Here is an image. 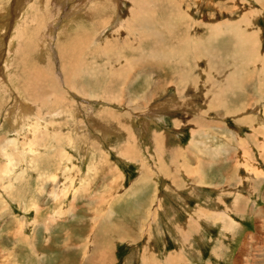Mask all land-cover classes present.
<instances>
[{
    "label": "rangeland",
    "instance_id": "obj_1",
    "mask_svg": "<svg viewBox=\"0 0 264 264\" xmlns=\"http://www.w3.org/2000/svg\"><path fill=\"white\" fill-rule=\"evenodd\" d=\"M82 1L0 0V237L6 233L0 264H14L16 256L28 264L26 244L35 248L42 217L77 200L79 187L92 190L93 200L77 201L71 218L77 224L57 228L53 246L42 243L39 251L53 252L46 264H175L174 257L177 264H264V0H243L244 8L240 0L230 8L232 0H130L133 14L130 1L99 0L105 4L84 7L81 15L73 8ZM116 2L121 9L112 7ZM189 11L197 21L232 20L242 30L226 37L221 31L207 43L213 34L204 25L186 28L193 26ZM155 31L159 44L148 34ZM25 99L39 100L50 114L58 108L85 114L48 126L36 113L26 126L16 120L15 132L7 118ZM90 108L98 131L80 134ZM99 130L111 138L100 139ZM59 173L68 175L66 196ZM136 185L138 197L124 200ZM65 234L69 241L60 242Z\"/></svg>",
    "mask_w": 264,
    "mask_h": 264
},
{
    "label": "bare ground",
    "instance_id": "obj_2",
    "mask_svg": "<svg viewBox=\"0 0 264 264\" xmlns=\"http://www.w3.org/2000/svg\"><path fill=\"white\" fill-rule=\"evenodd\" d=\"M33 1V0H32ZM49 1V0H48ZM60 1V0H59ZM65 1V0H64ZM98 1V2H97ZM104 1H108V3L109 2H112V0H104ZM114 1V0H113ZM123 1H125V0H123ZM127 2L128 1H130V0H126ZM134 1V0H133ZM174 1V0H173ZM71 2V1H70ZM77 2H78V0H77ZM96 2V3H95ZM117 2H118V0H117ZM116 2V3H117ZM122 2V1H121ZM137 2H139V1H137ZM191 2V1H190ZM233 2V3H232ZM238 1L237 0H232V1H230V2H228V4H229V8H230V5L232 4V5H234L235 7H236V3H237ZM257 2H258V0H257ZM59 3V2H58ZM76 3V2H75ZM130 3H131V7H130V13L131 14H133L134 13V9H135V2L133 3V2H131L130 1ZM159 3H162V2H159ZM210 3V2H209ZM223 3V2H222ZM239 3V2H238ZM240 3H242V8H244L245 7V4H244V1L243 0H240ZM239 3V4H240ZM93 4H95V6H99V8L101 7V6H103L105 3H103L102 1L99 3V0H85V1H82V4L81 5H79V7H76V8H73V10L74 9H79V11L81 12L80 14L81 15H83V13H82V10H83V8L84 7H87L88 9H87V11H90V9H91V7H90V5H93ZM122 4V3H121ZM163 4V3H162ZM262 4V3H261ZM45 5H46V3H45ZM108 5H110V4H108ZM142 5V4H141ZM140 5V6H141ZM175 5H177V4H175ZM225 5V4H224ZM51 6V5H50ZM139 6V7H140ZM142 6H144V5H142ZM260 6H262V5H260ZM107 7V6H106ZM112 7L113 8H116L117 10L118 9H121L120 7H122V5H120V4H113L112 5ZM158 7V6H157ZM221 7H222V9H224V7L222 6V4H221ZM67 8H68V6H67ZM66 8V9H67ZM179 8V7H178ZM228 8V7H227ZM15 9V8H14ZM51 9V8H50ZM85 9V8H84ZM97 9V8H96ZM107 9V8H106ZM157 9V8H156ZM174 9V8H173ZM176 9V8H175ZM69 10H71V9H69ZM98 10V9H97ZM103 10V9H102ZM128 10H129V8H128ZM151 10V9H150ZM153 10V9H152ZM158 10V9H157ZM180 10V9H179ZM233 10V9H232ZM16 11H19V10H16ZM68 11V10H67ZM93 11V10H92ZM107 11V10H106ZM120 11V10H119ZM235 11V10H234ZM254 11V10H253ZM57 12V11H56ZM75 12V11H74ZM74 12H73V15H74ZM155 12V11H154ZM225 12H228V10H226ZM72 13V12H71ZM96 13V12H95ZM156 13V12H155ZM174 13V12H173ZM177 13V12H176ZM186 13V12H185ZM198 13V12H197ZM233 13V12H232ZM79 14V15H80ZM85 14V13H84ZM89 14H91V13H89ZM129 14V13H128ZM181 14V13H180ZM179 14V15H180ZM184 14V13H183ZM188 18L190 19V25H193V26H191V27H188V26H186L185 24V26H186V28H189L190 29V31L191 30H193V29H196L199 25H204L207 29H208V31L211 33V35H212V37H210V41L209 42H207V43H211V42H213V41H215V40H217V37H219L220 36V34L218 35V33L219 32H221V31H223V32H221L222 34H221V36H228L229 35V33H228V31H230V32H232V33H235V32H237V31H240V30H242L240 27H239V25L240 24H238V23H235L234 21H230L229 19V21L230 22H223V23H213V22H207V21H205V20H201V21H197V20H195V17H194V15L192 14V12L191 11H189L188 13ZM72 15V14H71ZM99 15V14H98ZM130 15V14H129ZM176 15V14H175ZM182 15V14H181ZM185 15V14H184ZM86 16V15H85ZM137 17H138V15H136ZM165 16V15H164ZM174 16V15H173ZM87 17V16H86ZM149 17V16H148ZM186 17V18H187ZM246 17V16H245ZM121 18V17H120ZM130 18V17H129ZM143 18V17H142ZM247 18V17H246ZM65 19V18H64ZM67 19V18H66ZM128 19V18H127ZM141 19V18H140ZM154 19V18H153ZM197 19V18H196ZM202 19H203V17H202ZM243 19V18H242ZM56 20V19H55ZM119 20V19H118ZM168 20V19H167ZM241 20V19H240ZM183 21V20H182ZM126 22V21H125ZM124 22V23H125ZM150 22V21H149ZM237 22H239V21H237ZM243 22V21H242ZM65 23V22H64ZM189 23V22H188ZM70 24V23H69ZM69 24L68 25H66V24H64L65 25V28L66 29H69ZM130 25H131V23H129ZM252 24V23H251ZM63 25V24H62ZM116 25V24H115ZM181 25V24H180ZM183 25V24H182ZM181 25V26H182ZM189 25V26H190ZM129 26V25H128ZM240 26H242V25H240ZM55 27V26H54ZM90 27V26H89ZM179 27V26H178ZM204 27V28H205ZM65 28H61V29H65ZM97 28V27H96ZM157 28V27H156ZM155 28V29H156ZM182 28V27H181ZM248 28V27H247ZM1 29V28H0ZM44 29H46L45 27H44ZM71 29V28H70ZM107 29V28H106ZM162 29V28H161ZM166 29V28H165ZM179 29V28H178ZM225 29H229V30H225ZM254 29V28H253ZM92 30V29H91ZM225 30V31H224ZM247 30V29H246ZM258 30H260L259 28H258ZM60 31V30H59ZM68 31V30H67ZM143 31V30H142ZM227 31V32H226ZM1 32V31H0ZM52 32H54V31H52ZM51 32V33H52ZM132 32V31H131ZM138 32V31H137ZM50 33V32H49ZM62 33V32H61ZM61 33H60V35H59V37H62L63 35H61ZM69 33V32H68ZM93 33V32H92ZM215 33H217V35H215ZM148 34H151V38L150 39H154L155 41H156V44L158 43L157 41H159L157 38H155V37H157L158 36V34H157V32L155 31V32H152V33H148ZM194 34V33H193ZM254 34V33H253ZM259 34V33H258ZM257 34V35H258ZM51 35V34H50ZM65 35V34H64ZM105 35V34H104ZM143 35V34H142ZM206 35V34H205ZM233 35V34H232ZM41 36V35H40ZM44 36H46V35H44ZM43 36V37H44ZM48 36V35H47ZM177 36H178V34H177ZM183 36V35H182ZM194 36H196V35H194ZM230 36V35H229ZM246 36V35H245ZM42 37V38H43ZM51 37V36H50ZM50 37H49V39H50ZM55 37V36H54ZM133 38H134V36H132ZM137 37V36H136ZM197 37V36H196ZM208 37V38H209ZM39 38V37H38ZM100 38H101V36H99L96 40L97 41H100ZM117 38V37H116ZM126 38V37H125ZM202 38V37H201ZM246 38V37H245ZM40 39V38H39ZM45 39H48V38H45ZM75 40L76 38H71L70 40ZM119 39H120V37H119ZM127 39V38H126ZM143 39V38H142ZM200 39V38H199ZM69 40V41H70ZM121 40V39H120ZM175 40V39H174ZM193 40V39H192ZM202 40V39H201ZM208 40V39H207ZM256 40H258V39H256ZM39 41H41V40H39ZM47 41V40H46ZM110 41V40H109ZM181 41V40H180ZM71 42V41H70ZM129 42H131V40L129 41ZM133 42V41H132ZM151 42V41H150ZM52 43V42H51ZM201 43V42H200ZM206 43V42H205ZM215 43V42H214ZM68 44V43H67ZM153 44V43H152ZM159 44V43H158ZM191 44V43H190ZM46 45H48V44H46ZM95 45V44H94ZM104 45H106V43H104ZM161 45V44H160ZM183 45H186V43L184 44L183 43ZM191 45H193V44H191ZM100 46V45H99ZM171 46V45H170ZM176 46H178V45H176ZM198 47H199V45H197ZM247 46V45H246ZM31 47V46H30ZM103 47V46H102ZM135 47V46H134ZM165 47V46H164ZM174 47H175V45H174ZM187 47V46H186ZM201 47H203V45L201 46ZM39 48H42V50H43V47L41 46H39ZM178 48V47H177ZM181 48H182V45H181ZM185 48V47H184ZM188 48V47H187ZM191 48V47H190ZM205 48H207V47H205ZM13 49V48H12ZM11 49V50H12ZM100 49V48H99ZM156 49V48H155ZM38 50V49H37ZM101 50V49H100ZM171 50V49H170ZM173 50V49H172ZM175 50V49H174ZM189 50V49H188ZM208 50V49H207ZM41 51V50H40ZM39 51V52H40ZM47 51V50H46ZM152 51V50H151ZM183 51H184V49H183ZM187 51V50H186ZM186 51H184V52H186ZM190 51H191V49H190ZM247 51V50H246ZM180 52V51H179ZM179 52H177V53H179ZM183 52V53H184ZM192 52H194V51H192ZM173 53V52H172ZM175 53V52H174ZM176 54V53H175ZM59 55V54H58ZM62 55V54H61ZM174 55V54H173ZM172 55V56H173ZM178 55V54H177ZM209 55V54H208ZM43 56V55H42ZM252 57V56H251ZM255 57V56H254ZM136 58V57H135ZM174 58V57H173ZM176 58V57H175ZM249 58V57H248ZM45 59V58H44ZM179 59V58H178ZM204 59V58H203ZM209 59V58H208ZM211 59V58H210ZM261 59V58H260ZM58 60V59H57ZM64 60V59H63ZM12 61V60H11ZM169 61H170V59H169ZM68 62V61H67ZM174 62V61H173ZM253 62V61H252ZM50 63V62H49ZM76 63V62H75ZM233 63V62H232ZM5 65H4V72H6L7 74H9V72H10V70H7V69H9L10 68V56L8 57V59H7V61L4 63ZM197 64V63H196ZM58 65H59V63H58ZM62 65V64H61ZM173 65V64H172ZM73 66V65H72ZM76 66V65H75ZM226 66V65H225ZM44 67V66H43ZM90 67V66H89ZM227 67V66H226ZM236 67V66H235ZM74 68V67H73ZM81 69H82V67H81ZM87 69V68H86ZM227 69V68H226ZM75 70V69H74ZM92 70V69H91ZM96 70V69H95ZM260 70V69H259ZM47 71V70H46ZM227 71H229V70H227ZM245 72V71H244ZM93 73V72H92ZM94 73H95V71H94ZM3 74V73H2ZM11 74V73H10ZM56 76V75H55ZM59 76H60V74H59ZM77 76H78V74H77ZM90 76V75H89ZM154 76V75H153ZM233 76H234V74H233ZM10 77V76H9ZM8 77V78H9ZM152 77V76H151ZM235 78H236V75L234 76ZM240 77V76H239ZM3 78V77H2ZM45 79H46V77H44ZM234 78V79H235ZM10 79V78H9ZM59 79V78H58ZM180 79V78H179ZM264 79V78H263ZM60 80V79H59ZM95 81V80H94ZM97 81H98V78H97ZM239 81V80H238ZM61 82V81H60ZM96 82V81H95ZM173 82V81H172ZM180 82V81H179ZM235 82H237V80H235ZM2 83V82H1ZM63 83V82H62ZM61 83V85H63ZM97 83V82H96ZM160 83V82H159ZM174 83V82H173ZM97 84H99V83H97ZM1 85V84H0ZM2 85H3V83H2ZM73 85V84H72ZM103 85V84H102ZM131 85V84H130ZM149 85V84H148ZM182 85V84H181ZM105 86H107V85H105ZM239 86H241V85H238L237 86V84H234V82H233V84H231L230 85V87H239ZM30 87H32V86H30ZM148 87V86H147ZM170 87V86H169ZM177 87V86H176ZM154 88V87H153ZM180 88V87H179ZM0 89H3L2 88V86H1V88ZM145 89H147V88H145ZM167 91V90H166ZM185 91V90H184ZM183 91V92H184ZM148 92V91H147ZM169 92H171V91H169ZM186 92V91H185ZM53 93V92H52ZM84 93V92H83ZM67 94V93H66ZM77 94V93H76ZM86 94V93H85ZM20 95V94H19ZM142 95V94H141ZM151 95H153V94H151ZM156 95V94H155ZM184 95V94H183ZM67 96V95H66ZM139 96V95H138ZM147 96H149V95H146V97ZM46 97V96H45ZM141 98V97H140ZM144 98V97H143ZM41 99V98H40ZM112 99V98H111ZM131 99H133V98H131ZM148 99V98H147ZM36 100V99H35ZM134 100H136V99H134ZM164 100V99H163ZM39 101V100H38ZM38 101H34L33 100V102L34 103H30V102H28V100H26L25 99V101L23 102V104H22V106H20V109H17L18 108V105H16V111H14V112H12L9 116H8V120H10L11 121V123H13V124H11L12 125V129H14V131L15 130H17L18 129V127L19 128H21V126L20 125H17V124H15L14 122L16 121L17 123H19V124H21V125H27V123H30V121H29V117H35L37 114L38 115H40V118H39V120H37V121H39L40 123H42L41 125H46L48 122V120H51L52 122H54L55 124H57L58 122L56 121V120H61L62 118H67L68 120H71V119H76V118H78V116L79 115H81V114H85V113H83L81 110L80 111H76V113L74 114L73 112H72V110L71 109H69L68 107H70V105H68V109L66 110V111H64V110H62L61 108H58L55 112H53V114H50L49 112H45L43 109H40V107H38ZM66 101V100H65ZM102 101V100H101ZM132 101V100H131ZM169 101V100H168ZM20 102H22L21 100H20ZM43 102H44V98H43ZM66 102H68V101H66ZM97 102V101H96ZM138 102V101H137ZM147 102V101H146ZM19 103V102H18ZM93 103V102H92ZM108 103V102H107ZM111 103H112V101H111ZM131 103V102H130ZM148 103V105H149V102H147ZM157 103V102H156ZM90 104V103H89ZM115 104V103H114ZM185 104V103H184ZM183 105V104H182ZM41 106V105H40ZM93 106V105H92ZM127 106H128V104H127ZM140 106V105H139ZM139 106L137 107V108H139ZM141 106H143V105H141ZM83 107H84V105H83ZM144 107V106H143ZM158 107V106H157ZM156 107V108H157ZM160 108V107H159ZM162 108V107H161ZM164 108V107H163ZM169 108V107H168ZM107 109V108H106ZM129 109V108H128ZM166 109V108H165ZM14 110V109H13ZM94 108H90V109H88V111L86 112V118H87V122L89 123V125L87 126V125H85V124H82V123H80L78 126H77V131L81 134V132L82 131H87L88 132V134H90L91 133V131H92V126H93V129H94V131H98L97 130V126H95L94 124H91L90 123V121L91 120H94L95 119V113H94ZM135 110V109H134ZM158 110H160V109H158ZM167 111V110H166ZM110 112H112V111H110ZM161 112V111H160ZM37 113V114H36ZM150 113V112H149ZM148 114V113H147ZM154 114V113H153ZM99 115V114H98ZM102 115V114H101ZM146 115V114H145ZM156 115V114H155ZM38 117V116H37ZM134 117V116H133ZM83 118H85V117H83ZM98 118V117H97ZM105 118V117H104ZM110 118V117H109ZM116 118V117H115ZM242 118V117H241ZM33 119V118H32ZM100 119V118H99ZM103 119V118H102ZM113 119V118H112ZM117 119V118H116ZM195 119V118H194ZM119 120V119H118ZM96 121V120H95ZM160 121V120H159ZM57 122V123H56ZM65 122H68V121H65ZM75 122V121H74ZM83 122V121H82ZM114 122V121H113ZM116 122V121H115ZM177 122V121H176ZM184 122V121H183ZM53 123V124H54ZM63 123V122H62ZM76 123V122H75ZM77 123H79V122H77ZM101 123V122H100ZM180 123H182V122H180ZM189 123V122H188ZM10 124V123H9ZM99 124V123H98ZM152 124V123H151ZM48 126H49V124H47ZM116 125V124H115ZM29 126V125H28ZM38 126V125H37ZM104 126V125H103ZM176 126V125H175ZM24 127V126H23ZM22 127V128H23ZM35 126H33L32 128H34ZM39 127V126H38ZM51 127V126H50ZM25 128H27V127H25ZM123 128V127H122ZM175 128H177V127H175ZM39 129V128H38ZM178 129V128H177ZM36 129H32L31 130V132H30V134H32V132L34 131L35 133L34 134H32L33 136H31L30 138L31 139H34L33 137H35L34 135H36V132L37 131H35ZM28 131V130H27ZM102 131L103 130H99V132L100 133H102ZM16 132V131H15ZM104 133H105V131H103ZM131 132V131H130ZM195 132V131H194ZM193 132V133H194ZM48 133V132H47ZM77 133V132H76ZM83 133V132H82ZM103 133V136L101 137V136H99L100 137V139L102 138L103 140H106V141H108L110 138H111V136H112V133L111 132H106L105 134ZM156 133V132H155ZM45 134V133H44ZM177 134V133H176ZM196 134V133H195ZM27 135V134H26ZM61 135V134H60ZM127 135H129L128 133H127ZM37 136V135H36ZM130 138V137H129ZM157 138V137H156ZM26 139H28V138H26ZM99 139V140H100ZM143 139V138H142ZM157 139H159V138H157ZM165 139V138H164ZM176 139V138H175ZM14 140V139H13ZM18 140V139H17ZM22 140V139H21ZM14 141H16V139L14 140ZM19 141V140H18ZM17 141V142H18ZM79 141V140H78ZM159 141H161L160 139H159ZM164 140H162L161 142H163ZM6 142V141H5ZM8 142V141H7ZM23 141H21V143H22ZM28 142V141H27ZM39 142V141H38ZM73 142V141H72ZM199 142V141H198ZM82 143V142H81ZM101 143V142H100ZM20 144V143H19ZM75 144H76V142H74L73 143V145L75 146ZM91 144V143H90ZM102 144V143H101ZM4 145V144H3ZM12 145H15V144H12ZM25 145V144H24ZM49 145V144H48ZM71 145H72V143H71ZM77 145V144H76ZM82 145V144H81ZM84 145V144H83ZM88 145V144H87ZM106 145H107V143H106ZM5 146H6V144H5ZM4 146V147H5ZM17 146V145H16ZM21 146V145H20ZM95 146H96V144H95ZM98 146V145H97ZM124 146V145H123ZM126 146V145H125ZM124 146V147H125ZM139 146V145H138ZM248 146V145H247ZM4 147L2 148V153L4 154V155H6V156H9V154H8V152H7V150H5L4 149ZM24 147H26V146H24ZM23 147V148H24ZM76 147V146H75ZM81 147V146H80ZM90 146L88 145V147L87 148H89ZM127 147V146H126ZM246 147V146H245ZM18 148H20L19 146H18ZM31 148V147H30ZM106 148V147H105ZM27 150H29L28 148H26ZM91 149H92V146H91ZM224 149H226L225 147H224ZM100 150H102V149H100ZM158 150V149H157ZM185 150V149H184ZM1 151V150H0ZM30 151H31V149H30ZM72 151V150H71ZM92 151V150H91ZM128 152H129V150H127ZM220 152L221 151H224L223 149H220L219 150ZM218 150H216V151H214V155H219L220 154V152H219ZM7 152V153H6ZM63 152V151H62ZM93 152H95V151H93ZM97 152H99V151H97ZM6 153V154H5ZM69 153V152H68ZM81 153V152H80ZM84 153V152H83ZM90 153V152H89ZM100 153V152H99ZM122 154H125V152L123 153V152H121ZM142 153V152H141ZM79 154V153H78ZM91 154V153H90ZM140 153H138V155H139ZM157 154V153H156ZM166 154V153H165ZM81 155H83V154H81ZM88 155V152H86L85 151V156H87ZM129 155V154H128ZM133 155V154H132ZM186 155V154H185ZM64 156V155H63ZM91 156V155H90ZM94 156V155H93ZM96 157H97V155H95ZM100 156V155H99ZM159 156H161V155H159ZM69 157H70V155H69ZM66 159H67V157H65ZM93 158V157H92ZM125 158V157H124ZM81 159V158H80ZM80 159H79V161H80ZM83 160H84V158H82ZM72 160V159H71ZM95 160V159H94ZM67 161V160H66ZM69 161V160H68ZM82 161V160H81ZM80 161V162H81ZM92 161V160H91ZM12 162V161H11ZM62 162V161H61ZM60 162V163H61ZM93 162V161H92ZM91 162V163H92ZM107 162V161H106ZM122 162V161H121ZM246 162V161H245ZM69 163H71V162H69ZM78 163V162H77ZM65 165V164H64ZM93 165V164H92ZM83 166V165H82ZM61 167V166H60ZM76 167H78V166H76ZM90 167H92V166H90ZM153 167V166H152ZM79 169H80V167H79ZM91 169H94V168H91ZM13 170V169H12ZM68 170V169H67ZM76 170V169H75ZM82 170V169H81ZM87 170H89V169H87ZM251 170H252V168H251ZM14 171V170H13ZM63 171H65V169L63 170ZM81 172V171H80ZM8 173V172H7ZM25 171L23 170L22 171V173L21 174H19V176L21 177V176H24L25 177ZM69 173V172H68ZM65 174V173H64ZM58 175V174H57ZM59 175H60V177H62V179L60 180V185H62V186H59L60 187V189L59 190H63L62 191V195H64V196H66L65 195V192L67 191V188H69V186H68V181H69V179H68V181L66 182L65 180H63V178H67V176L68 175H66V176H64V175H62L61 173H59ZM76 175V174H75ZM74 175V176H75ZM108 175V174H107ZM158 175V174H157ZM14 176V175H13ZM54 176L55 175H51L50 176V178H52V179H54V180H57V177H55L54 178ZM180 176V175H179ZM71 178H73V177H71ZM124 178V177H123ZM178 178V177H177ZM242 178V177H241ZM263 179V178H262ZM5 180L6 181H10L11 182V176H8V177H6L5 178ZM4 180V181H5ZM250 180V179H249ZM12 181H13V179H12ZM264 181V180H263ZM72 182V181H71ZM73 183V182H72ZM85 183V182H84ZM145 183V181L143 180L142 182H140V185L141 184H144ZM249 183V182H248ZM110 184V183H109ZM7 185V184H6ZM78 185V184H77ZM140 185H136V186H134L132 189H131V191L130 192H128L126 195H125V198H124V200H134V199H136L137 197H138V192H139V190H138V186H140ZM251 186V185H250ZM183 188V187H182ZM55 189V188H54ZM25 190V189H24ZM145 190H147V187H146V189ZM155 190V189H154ZM55 191H56V189H55ZM146 192V191H145ZM52 194V193H51ZM61 194V193H60ZM238 194V193H237ZM53 195H54V197L56 198V199H59V194L56 192V193H54V191H53ZM64 196H62V197H64ZM62 197H60V198H62ZM156 198V197H155ZM110 199V198H109ZM154 199V198H153ZM60 200V199H59ZM93 200V199H92ZM53 201V200H52ZM118 201H120V199H118ZM77 202V201H76ZM112 203V202H111ZM150 203V202H149ZM23 204V203H22ZM117 204V203H116ZM124 204V203H123ZM135 205V204H134ZM108 206V205H107ZM119 206H120V204H119ZM137 206H139V204L137 205ZM33 207H35L36 208V206H33ZM117 207V206H116ZM25 208V207H24ZM106 208V207H105ZM37 212H38V210H37ZM61 212H63V211H61ZM97 212V211H96ZM114 211L113 210H111V212H110V218L108 219V225H111L113 222H112V219H113V216H114ZM208 215V214H207ZM60 217V216H59ZM207 217V216H206ZM227 218V217H229L228 215H224V218ZM229 219V218H228ZM231 220V219H230ZM97 221V220H96ZM232 221V220H231ZM48 222V221H47ZM235 223V222H234ZM229 224H230V221H229ZM91 225H93V223L91 224ZM94 225H96V224H94ZM232 225H233V223H231L230 224V227H232ZM123 229V228H122ZM94 232V231H93ZM101 233H103V232H101ZM101 233H100V235H101ZM183 239V238H182ZM88 241L86 242V244H85V248H83V250L85 249L86 250V252H87V250H88V247H90V244L92 245V241H91V243H90V241H89V239H87ZM99 241V240H98ZM183 241V240H182ZM187 241V240H186ZM189 243V242H188ZM189 245V244H188ZM81 246H82V244H81ZM34 247V246H33ZM81 249V248H80ZM97 249V248H96ZM249 250V249H248ZM84 254H85V252H84ZM140 258V257H139ZM175 259H176V262H175V264H177V262H178V258L177 257H174ZM167 259V258H166ZM173 262V261H172ZM168 263V262H167ZM239 264H241V262H239Z\"/></svg>",
    "mask_w": 264,
    "mask_h": 264
},
{
    "label": "crops",
    "instance_id": "obj_3",
    "mask_svg": "<svg viewBox=\"0 0 264 264\" xmlns=\"http://www.w3.org/2000/svg\"><path fill=\"white\" fill-rule=\"evenodd\" d=\"M74 189H77V187L75 186L74 188H70L69 192L73 191ZM79 189H80V191L77 189L78 190L77 192L79 195L77 200L74 197H72L71 202L66 201L64 203V205L59 208L58 212L54 213L53 215H48V216L45 215L42 217V219H45L46 222L44 224H41L39 237H37L35 239V244H34L35 248H33V246L31 247L32 244L29 242H28V244H26V246L27 245L30 246V249L27 252L28 259H29L28 264H36V262L37 263L42 262V263L46 264V259L51 257L53 252H51V251H46V252L39 251V248H41L42 243H45L44 244L45 247L53 246L54 245L53 241L55 238L53 237L52 234L55 233L57 228H59L60 226H65V225L77 224V223H75V221H71L72 220L71 218L74 217L73 214L75 212L76 201H91L92 200V198L87 197V195L91 194L92 190L90 191V189L88 187H79ZM87 207H89V205ZM62 210H63V212H61ZM58 214L60 215V217ZM65 216H67L68 218L65 219ZM103 220L107 223L106 216L103 218ZM82 221H85V220H82ZM78 224L84 225L85 223L79 222ZM94 224H97V222H95ZM5 231H3V232H5ZM63 231H64V229H63ZM73 232H75V231H73ZM0 233H1V230H0ZM31 235L29 233H26V236H28V237ZM4 236H6V233L1 234L0 238H3ZM21 238H23V237H21ZM67 239H70V236L68 234H65L63 237L59 236L60 242H68L69 240H67ZM27 240H28V238L26 239V241ZM1 241H0V243H1ZM89 241H90V239H89ZM2 250L6 251V248H3ZM35 255L38 256V258H36ZM83 255H84V253H83ZM2 257L4 258L5 255H3ZM2 257H1V259H2ZM2 264H5L3 259H2ZM14 264H20L18 256H16V263H14Z\"/></svg>",
    "mask_w": 264,
    "mask_h": 264
}]
</instances>
